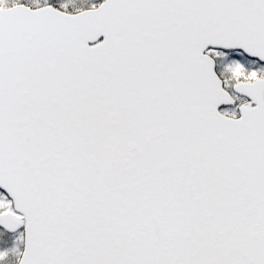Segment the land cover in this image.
Instances as JSON below:
<instances>
[{"label":"snow or ice","instance_id":"obj_1","mask_svg":"<svg viewBox=\"0 0 264 264\" xmlns=\"http://www.w3.org/2000/svg\"><path fill=\"white\" fill-rule=\"evenodd\" d=\"M0 264H264V0H0Z\"/></svg>","mask_w":264,"mask_h":264}]
</instances>
